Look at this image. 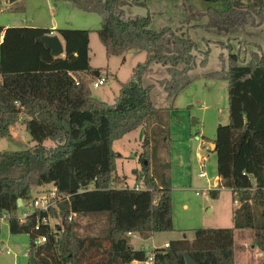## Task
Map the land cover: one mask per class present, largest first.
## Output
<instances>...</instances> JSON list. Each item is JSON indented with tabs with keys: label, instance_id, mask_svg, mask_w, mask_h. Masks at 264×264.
I'll list each match as a JSON object with an SVG mask.
<instances>
[{
	"label": "trees",
	"instance_id": "obj_1",
	"mask_svg": "<svg viewBox=\"0 0 264 264\" xmlns=\"http://www.w3.org/2000/svg\"><path fill=\"white\" fill-rule=\"evenodd\" d=\"M18 1L9 0L16 6ZM148 0H90L80 5L101 18L95 33L108 59L128 53L146 54L131 79L120 82L114 104L96 99L92 85L103 77L91 67L89 30H58L65 57H54L41 41L52 30L0 27V139H10L18 124L25 127L34 148L0 153V233L6 220L12 235H28V264H145L144 250L129 245L130 234L147 236L174 231L169 166L152 168L149 130L177 98L189 89L191 73L198 67L197 44L171 28L154 31L153 15L127 18L124 8L147 9ZM206 13L186 7L187 24L207 18L196 26L208 33L228 34L248 26L264 29V0H216ZM78 3V2H77ZM219 4L224 9H219ZM12 9V8H11ZM24 12V6L18 9ZM232 44V40H229ZM220 55L221 71L207 78L228 83L229 124L220 126L212 150L217 156L220 187L231 190L238 207L233 226L196 229L194 240L186 237L156 249L155 264H236L235 232L252 231L257 250L264 253V47L244 54L232 46ZM208 61V53L201 66ZM155 66L164 67L169 79L159 82L170 108H157L144 78ZM99 73V77L95 76ZM146 128L141 170H134L144 190L126 185L117 175L119 155L114 144L140 128ZM54 147L48 148L46 142ZM211 145V147H212ZM159 166V167H158ZM56 189V206L35 208L20 220V208L33 199V188ZM219 191H211L217 198ZM22 206H18V202ZM33 203V202H32ZM105 215L106 238L82 237L81 217ZM71 216L72 221H70ZM54 219V227L43 225ZM40 238L47 242L37 245Z\"/></svg>",
	"mask_w": 264,
	"mask_h": 264
},
{
	"label": "rangeland",
	"instance_id": "obj_2",
	"mask_svg": "<svg viewBox=\"0 0 264 264\" xmlns=\"http://www.w3.org/2000/svg\"><path fill=\"white\" fill-rule=\"evenodd\" d=\"M90 0H24V12L19 11L22 3H17L11 9L9 0H0V27L21 28L30 25L51 27L56 25L58 29H77L97 31L101 28V18L93 12L82 10L80 5L87 4ZM129 1V0H128ZM216 0H148V9L127 6L124 8L127 18L131 12L140 13L146 17L148 13L153 15L151 28L161 31L171 28L178 33L187 34L197 44L198 67L191 73L194 79L193 85L182 93L174 103V109L156 121L149 130V139L152 147V168L155 162L162 168L169 166L168 174L171 177L174 231L158 234L156 244L146 242L138 235L129 237V245L132 249L144 250L150 257L155 251L154 247L163 245L164 239L170 238L178 241L187 238L194 240L196 229H221L227 224L226 211L233 203L232 195L228 191H221L218 198L211 196L209 187L212 181L218 178L217 156L212 151L211 145L216 139L220 126L229 124V98L228 83L207 78V74L221 71L222 63L220 55H227L228 50L220 45L224 43L232 46L235 53L239 50L244 54L254 50L251 44H259L264 47V29L248 26L245 30L228 34L208 33L203 28L207 24V18L200 22L187 24L186 7L193 12L206 13L209 7H216ZM78 2V3H77ZM132 2V1H131ZM219 9H224L219 4ZM54 21V22H53ZM77 24V22H79ZM229 40H232V44ZM93 65L102 72L109 70L118 75V78L128 82L131 79L134 67L145 62V58L137 60L129 56L108 59L105 49L99 42L97 34H92L91 41ZM208 53V61L201 66ZM135 54V53H134ZM146 56L145 54H138ZM117 70V72H115ZM169 79L164 67L155 66L144 78V85H154L152 99L157 108L167 109L171 107L167 94L160 87L159 82ZM106 84L100 89H94L95 95L102 97L108 104H114L115 85ZM118 96V94H116ZM115 96V97H117ZM97 97V99H99ZM113 99V100H112ZM116 99V98H115ZM146 128L128 134L125 138L115 142L114 151L119 155L117 161V175L127 178L126 185L130 188L143 184L137 179L134 170H141L140 156L143 153ZM10 139H0V153L21 152L35 147L25 127L18 124L11 131ZM48 148L54 147L50 141L45 143ZM158 166V167H159ZM206 173L209 179H201L200 174ZM222 190L220 187L218 191ZM52 187L46 190L33 188V199L27 207L20 208V217L24 213L31 214L36 208V201L44 197H50ZM33 202V203H32ZM41 205V204H40ZM188 210L184 209V206ZM213 209V212H211ZM81 226L79 231L82 237L106 238L108 235V220L105 215L81 217L78 219ZM55 225L56 221L51 220ZM227 228V227H226ZM242 232V231H241ZM250 232L252 231H244ZM2 243H5L2 245ZM30 238L28 235H12L6 220L2 221L0 233V264H28L27 252ZM240 237L236 239V264H264V253L258 251H246L241 248ZM9 249L12 254L6 255Z\"/></svg>",
	"mask_w": 264,
	"mask_h": 264
},
{
	"label": "crops",
	"instance_id": "obj_3",
	"mask_svg": "<svg viewBox=\"0 0 264 264\" xmlns=\"http://www.w3.org/2000/svg\"><path fill=\"white\" fill-rule=\"evenodd\" d=\"M131 1H133V0H129V2H131ZM18 3H20V1H18ZM22 4L24 3V2H21ZM147 3H148V1H147ZM8 4H9V7H10V3L8 2ZM13 5H11V8H13L12 7ZM22 6H24V4L22 5ZM25 7V6H24ZM147 7H149L148 6V4H147ZM135 8V7H134ZM140 8V7H139ZM142 9H145V8H142ZM148 9V8H147ZM138 14H140V13H137V10L135 11V12H131V18H133V17H137V16H141L142 17V15H138ZM130 18V17H129ZM54 22V21H53ZM33 23H34V21H32L31 23H30V25H26V26H22V27H26V28H42V29H49V30H52L53 31V33H52V35L53 36H59L58 34H57V31L58 30H60V29H58V27L56 26V25H54V23H53V25H50L51 27H39V26H34L33 25ZM80 23V21L79 22H77V24H79ZM3 28H5V29H8L9 27H3ZM71 30H77V29H74V28H71ZM92 32V34L93 33H95L96 31H91ZM92 34H91V36H90V59H91V67L94 69V70H99V69H97L96 67H94V65H93V59H92V57H91V55L93 54L92 53V49H91V41H92ZM60 37V36H59ZM60 40H61V42H62V44H63V46H64V41H63V39L60 37ZM134 55H136V56H134ZM146 55V54H145ZM129 56H134V58L136 59V62H135V64L138 62L137 60H141V59H143V58H145L146 59V56H142V55H138V53H133V52H130V53H128L127 55H126V59H124L123 60V63H125V62H127V59H128V57ZM61 57H65V53L61 56ZM113 59V58H112ZM111 60V59H110ZM135 68V67H134ZM115 72H117V70H115ZM118 73V72H117ZM103 78L104 79H106V81H107V83L106 84H111L112 83V81H114L113 82V85H114V83H116V85H115V93L113 94L114 95V97H113V99L115 100V96H117L116 94H119V92H120V82L121 83H124L125 81H123V80H121V79H119L118 78V75H116V74H114V73H112V72H110L109 70H107L106 72H104L103 73ZM101 88V87H100ZM99 88V89H100ZM94 89L92 88V94H93V96L97 99V95H95V93H94V91H93ZM99 99L98 100H100V101H105V99H103L102 97L100 98V97H98ZM112 99V100H113ZM127 183V182H126ZM140 185L142 184V182H140L139 183ZM51 188V186H48V187H46V190L47 189H50ZM41 190H43V188H40ZM221 191H228V192H230L231 193V195H232V201H233V203H232V205L230 206V207H228V209H227V211H226V216H225V218H227V219H225V220H227L226 222H227V224H226V226H223V227H227V228H231L232 226H233V221H232V219H233V210L236 208V207H238V203L237 202H235L234 201V196H233V193H232V191L231 190H228V189H225V188H222V190H220L219 192H218V196H217V198H218V202L220 201V199H219V196H220V194H221ZM208 192H210L211 193V191L209 190ZM184 209H186V210H188V207L185 205L184 206ZM211 212H213V209H212V211ZM158 234H153V235H147V236H142L145 240L144 241H146V242H151L152 241V243H153V245L154 244H156L155 242H156V239H157V237H159V236H157ZM138 235L137 234H133V235H131L130 237H137ZM237 237H240V239H241V241H242V245H241V248L244 250V252H246V251H258L259 252V250H257V248L255 247V244H254V233L252 232V233H250V232H244V231H236L235 232V258H236V239H237ZM164 241V243H163V245H161V246H158V247H154L155 248V250L156 249H162V248H166V245H169L170 244V242H172V240L170 239V238H166V239H164L163 240ZM5 243H2V245H4ZM7 250H9V249H7ZM133 250H135V251H140L139 249H133ZM5 252H6V250H5ZM139 264V263H138Z\"/></svg>",
	"mask_w": 264,
	"mask_h": 264
},
{
	"label": "built area",
	"instance_id": "obj_4",
	"mask_svg": "<svg viewBox=\"0 0 264 264\" xmlns=\"http://www.w3.org/2000/svg\"><path fill=\"white\" fill-rule=\"evenodd\" d=\"M51 36H53V35L51 34ZM3 39H4V33L0 34V45H1V43L3 42ZM106 83H107L106 79H104V78L102 77L101 79H98V80L92 85V88H93V89H99L100 87L105 86ZM200 178H201V179H206V180H208V182H209V179H208V176H207L206 173H202V174H200ZM220 182H221V181H220V178H219V177L216 178V179H214V180L212 181L211 186L209 187V190H210V191H218L219 188H220ZM133 188H135V189H137V190H144V188H140L139 185H136V186L133 187ZM56 198H57V195H56V189H54V188L52 187V191H51V195H50V197H47V196H46V197H44L43 199H41L40 201H36L34 205L36 206V208H40V209H42V210H44V211H48L51 207H55V206H56V201H54ZM40 204H41V205H40ZM27 216H28V213H24V214L20 217V220L24 221V220L27 218ZM73 217H74V216H71L70 221H72V218H73ZM51 220H52V219L44 220V221H43V225H49V226H51V227H54V225L51 224ZM131 235H132V234H130V236H131ZM46 242H47L46 238H40V239L36 242V244H37V245H41V244H44V243H46ZM168 246H169V245H166V248H168ZM5 254H6V255H11L12 252H11L10 250H6ZM134 264H138V263L135 262ZM145 264H155V263H154V256L151 255V256L148 258V260L145 262Z\"/></svg>",
	"mask_w": 264,
	"mask_h": 264
},
{
	"label": "water",
	"instance_id": "obj_5",
	"mask_svg": "<svg viewBox=\"0 0 264 264\" xmlns=\"http://www.w3.org/2000/svg\"><path fill=\"white\" fill-rule=\"evenodd\" d=\"M44 45L51 51L54 57H60L65 53V47L63 46L59 36H48L41 40ZM95 76L99 77V73L95 72ZM212 150H215V145H212ZM18 206H22V202H18ZM187 264H196L190 257L186 258ZM125 264V263H119Z\"/></svg>",
	"mask_w": 264,
	"mask_h": 264
}]
</instances>
